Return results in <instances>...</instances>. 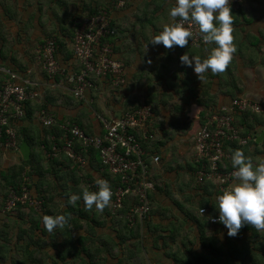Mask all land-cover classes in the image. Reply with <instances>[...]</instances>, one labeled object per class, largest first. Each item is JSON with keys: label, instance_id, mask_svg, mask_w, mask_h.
<instances>
[{"label": "crops", "instance_id": "obj_1", "mask_svg": "<svg viewBox=\"0 0 264 264\" xmlns=\"http://www.w3.org/2000/svg\"><path fill=\"white\" fill-rule=\"evenodd\" d=\"M82 2L83 6L92 9L106 3L107 0H82ZM174 2L175 0H127L128 7L125 10L112 11V18H114L118 32L115 58L125 64L128 77L127 87L114 90L109 83L100 82L99 90L89 91L86 99L79 104H76L77 101L74 103V101L59 99H57V104H50L59 122L76 121L88 132L91 131L93 135H101L103 132L98 115L108 120L119 119L125 112L121 110V101L127 102L125 106H129L134 95H139L141 100L153 95L155 103L151 105L152 111L156 116L159 112L164 117L163 120H156L155 123L158 140L163 143L153 147L152 142H149L147 151L149 157L146 161L155 184L152 203L155 211L152 221L148 223L149 225L141 226L139 237H129L128 234V238L123 243L117 237L115 230L119 228L118 224L108 222L104 233L109 235L111 240L114 239V243L110 242L107 237L99 238L96 243L102 244L105 241L111 245L108 252L101 254L105 259V264H117L119 261L124 263L127 261L126 264H264V229L257 232L253 226L243 224L235 236H228L227 229L222 223H211L209 218L218 216L215 209V197L222 190L215 181L208 183L206 181L198 185L196 178L189 173V164L195 160V150L191 157L184 156L186 154L185 145H187L185 143L189 136L193 139L195 133L205 122L203 117L206 118L208 114L230 104L235 98H244L241 95L243 88L236 79L239 70L236 53L233 54L224 72L212 74L207 71L199 80L193 74L191 66L180 63L179 57L187 52L190 58L191 55L199 57L203 54L206 58L211 49L215 47L214 44L200 49L191 46L189 41L184 47L174 45L171 48H165L162 44L150 43L149 40L159 34L164 26L174 23L173 18L168 15ZM151 15L154 16L152 17L154 23H151V17H149ZM232 15L238 21L244 20L241 13ZM148 19L150 22L145 23ZM34 27L35 32H30V34L36 36L40 33L45 38L47 37V34L42 32L43 28L40 27V31H36V25ZM235 27L238 28V25ZM234 31L233 27L232 36ZM69 62V67L73 70V58ZM248 65L249 62H247ZM27 73L34 81V71L29 66H27ZM2 79L3 77L0 76V82ZM34 82L39 84V91L43 81ZM112 96L115 101L112 100ZM116 100L120 102L117 103ZM103 101L111 107H105ZM262 101L264 103V100ZM95 103L101 107V111L98 109L100 113L90 110ZM262 109L263 112L260 114L250 112L261 120L264 117V107ZM29 111H33V123L27 120L23 126L29 127L31 134H34L31 127L35 124L37 112L33 102L29 106ZM242 116L243 114L235 116V125L252 140L247 146L239 143L238 145L255 164L264 160V137L254 144L257 137L264 133V127L255 124L252 129H247L243 126ZM173 133L177 134L176 137ZM77 147L79 146L75 147L76 150ZM227 149L231 152V149ZM151 155L159 156L160 162L154 164ZM58 167L59 170L65 169L62 166ZM56 169L57 167L52 171ZM88 171L96 177L95 171L91 169ZM77 174L84 179L80 171ZM50 179L54 182L53 177ZM59 198L56 195L55 200L59 201ZM190 200L197 203L202 201L206 207L196 206L191 209ZM175 201L180 204L176 205ZM182 203L186 206L184 207ZM39 204L41 206L42 202L40 201ZM208 205L213 206L214 209L211 210L213 215L207 219V215L200 214L199 210L209 209ZM182 209L192 213L199 220L189 218L184 214L185 211L182 212ZM48 254L55 255L51 251Z\"/></svg>", "mask_w": 264, "mask_h": 264}, {"label": "trees", "instance_id": "obj_2", "mask_svg": "<svg viewBox=\"0 0 264 264\" xmlns=\"http://www.w3.org/2000/svg\"><path fill=\"white\" fill-rule=\"evenodd\" d=\"M41 1L42 0H39L38 4ZM119 1L120 0H107V2L103 3L101 6L97 5L91 9L90 7L83 6L82 0H75L72 2L71 0H52L51 3L54 4L55 7L59 6V10L62 12L60 15L54 11L52 12L55 16V25H53L55 26L56 30H54V32H47L46 27L42 22H40L39 25L41 28H43L42 32L47 34L49 39H54L57 43L58 50L56 52V56L65 69L66 77H68L69 73L71 72L69 60L73 58V60L76 61L71 46H69L70 50H68V45L66 43V41H68L72 43V46L74 44V21L78 18H82L85 14H97L101 9L107 10L108 14L112 17V11L121 10L117 9L116 7ZM122 1L125 2L123 7L124 9L126 5L128 6V4L127 0ZM68 3L73 4L74 12H70L68 10ZM13 5L14 2L11 0H0V11H2V15H0L1 22L4 20L5 23L9 24L10 21L16 20L15 13H13V10L11 9V6ZM50 6L51 5H49V7ZM143 10L148 13V11L145 9ZM39 11H41V8H39ZM239 13L242 14L243 18H245L243 11L241 10L235 11L232 14L239 15ZM33 18L34 16L31 14L29 19H27V22L21 25V29L19 28V31H27L29 35L30 30L33 29L32 26H34L32 23ZM65 22L67 23V26H64ZM148 22H150L149 19L145 21V23ZM244 22H246V24L253 23L250 19H246V21H238V19L233 17L232 25L235 30L233 33V43L237 48L235 55L241 59L244 57L242 47L244 45L247 46L246 39L238 43L234 37L236 36V33L239 34L237 31L241 28L240 26ZM234 25H238V28H236ZM112 27L116 30V35L111 36L108 39H104L102 42H108L112 44L113 53L115 54L118 32L117 26L115 25L113 19ZM22 32L18 35H22ZM1 39L5 40V38ZM41 43L43 44L44 42ZM248 45L253 48L260 49L262 46L260 36H254L253 38H250ZM247 51L250 50L247 49ZM199 57L201 60L205 58L204 54L200 55ZM1 62L4 63L2 64L4 65L5 69H10L20 74H27V67L24 68L20 65H17L16 58L4 56L3 51L0 52V63ZM236 62L234 60L235 64ZM78 69L79 67H77L75 71ZM43 73L46 77H48L45 72ZM0 74V76L3 77L1 82L8 78V76L6 77L4 73L0 72ZM59 79V77H56L55 81L58 83L60 82ZM108 80L109 81L105 82L111 84V80ZM123 87H120L119 89H122ZM39 97L40 95L35 100L26 103V115L20 124L15 126L18 145L20 146L21 142L24 140L31 147L30 159L24 160L23 157H21L20 166L15 165L0 172V179L2 183L1 188L2 192H4L2 201H0L1 207H4L3 209L0 208V264H105V259H103L104 257H102L101 254L108 252V249L111 247V245L107 244L105 241H103L102 244H97L96 242L99 241V238L107 237L110 242L114 243V239L111 240L110 236L104 233L105 229L108 227L107 223L110 222L112 224H118L119 228L115 230L117 237L120 238L121 243L126 241L128 234L129 237H139L141 233V226L148 224L153 219V212L155 211V208H153L152 205L154 192L150 191L148 193L150 200V212L144 221H138L135 226H130V222L126 217L133 204L136 203V199L132 197H125L121 208H119L113 215L110 212V205L113 202L112 196L110 197L109 207L107 205L103 211L97 210L95 207L92 209H86L82 200H77L73 204L69 205L67 203V199L71 194H79L84 189L96 191L97 186L95 181L97 179L106 180L110 186V189H113L119 184V178L113 177L107 169L103 168L102 170L99 151L95 149H88L85 151L83 148L77 147L76 152L88 160L86 166L83 167H81L77 161L69 158L65 153H60V155L53 158H47V153L52 150V147L55 145V143L62 144L59 140V136H61L62 132L58 125L64 124L65 122H59L55 110L50 108V104L53 105L51 103V98L46 99L45 102L40 99L38 100ZM152 97L153 95H151V97L148 99L144 98L146 101L145 103L150 106L153 105L155 103V99L153 100ZM32 102L34 103L35 111L37 112L36 117H38L42 111L51 113L55 116L57 125H52L49 127L41 126V123L38 121V124L40 125L35 127L33 124L31 129L34 131V134H31L29 127L25 128L23 123L27 120L33 123V111H29V106ZM132 108L134 107L131 106L130 109ZM203 118L205 119V117ZM242 118L244 119L243 126L247 129H252L255 124L264 127V117L260 120L258 116L252 115L251 112L247 111L243 113ZM35 120L37 121V118ZM72 122L81 127L87 135H93L91 131L88 132L87 129L78 122ZM151 126H147L149 131L152 134H157V127L155 124ZM137 137L139 138V135H137ZM150 142H152L151 145L153 147L163 143L162 141L159 142L158 134L156 139ZM148 143L145 144V149L147 151L149 149ZM256 143L257 142L254 144ZM224 148L228 154H230L229 159L225 160L224 162L226 170H233L231 165V155L236 149L242 150V147L235 142H226ZM227 148L231 149V152H229ZM198 165L199 164L196 163L195 160L193 163L189 164V173L193 178H196L195 173L198 169ZM58 166H62L65 169L59 170ZM53 167H57L56 171H52V169L54 170ZM89 169H91V171H95V174H97L96 177L89 173ZM78 171L82 173L84 179L81 175L77 174ZM50 177H53L54 182L51 181ZM70 182L72 183L69 184ZM208 182L209 181L206 183ZM24 188L31 192L32 201L34 200L42 202L40 206L41 209L39 211L35 209L34 205H31L27 201L25 203L17 202L16 206L11 209H8L6 206H4L6 199L7 201L9 200V198H7L9 193L12 192L20 196ZM56 195L60 197L59 199H61V201L63 199V204H54ZM175 204L179 205L180 203L175 201ZM182 204L184 207L186 206L185 203ZM189 204L191 209H194L196 206L206 207V204L202 201L197 203L191 202L190 200ZM207 207H209V205ZM190 208L188 207V211H190ZM202 209H205L206 212L204 215H207V219L213 215V212L211 211L214 209L213 206L209 207V209ZM184 211L182 209V212ZM184 214L189 218L191 217L194 220H199L190 212L188 213L185 211ZM43 215H63L66 217L67 223L62 227L54 228L50 233L45 230L42 224L41 217ZM117 217L121 218L119 220H115ZM211 218L213 217H210L209 219ZM51 250L55 255L48 254ZM126 262L124 263L119 261L117 264H126Z\"/></svg>", "mask_w": 264, "mask_h": 264}, {"label": "built area", "instance_id": "obj_3", "mask_svg": "<svg viewBox=\"0 0 264 264\" xmlns=\"http://www.w3.org/2000/svg\"><path fill=\"white\" fill-rule=\"evenodd\" d=\"M243 1L230 0V11H237ZM124 5L125 2L120 0L116 7L122 8ZM186 26L193 32V36L189 39L191 46L197 48L209 45L202 42L197 25ZM74 27L72 50L79 69L71 70L66 77L65 69L56 56L57 43L54 39H50L38 51L39 63L49 80L55 81L56 77L66 80L71 86L73 97L79 101L85 100L89 91L98 90V84L109 81L108 79L111 80L110 85L114 90L125 86L128 78L124 63L115 58L112 44L102 42L116 35L107 10L101 9L94 15H83L82 18L74 21ZM1 72L8 78L0 83V158L7 152H18L15 126L20 124L26 115V103L40 95L39 84L32 81L28 73L20 74L10 69H3ZM193 73L198 75L194 71ZM248 110L255 113L262 112L260 105L252 100L235 98L230 104L222 106L209 115L195 133L194 158L199 164L195 177L199 185L206 181H215L221 190H225L235 179L232 175L234 169L225 170L223 167L225 160L230 157L224 145L226 142L247 145L252 140L250 136H242L240 128L235 125V116ZM153 117L151 106L142 99L139 107L125 110L119 119L108 120L98 115L103 130L101 135H87L72 121L60 124L58 127L62 134L59 140L62 144L55 143L47 156L53 158L65 153L83 167L88 160L77 153L75 147L79 146L85 151L98 150L102 170L107 169L113 177L119 178V184L111 189L114 210L121 208L125 197L136 199V203L126 216L130 226H135L138 221H144L150 212L148 193L155 190L149 164L146 161L148 153L145 149V144L154 141L157 137V134H152L148 129ZM37 119L42 126L57 125L55 116L45 111H42ZM151 160L154 164H158L160 157L151 155ZM26 201L31 205L36 202L32 201L31 192L24 188L20 196L15 193L10 195L7 208H14L17 202ZM205 212V209H202V212L201 209L199 210L200 214ZM215 218H211L210 222L219 223Z\"/></svg>", "mask_w": 264, "mask_h": 264}, {"label": "clouds", "instance_id": "obj_4", "mask_svg": "<svg viewBox=\"0 0 264 264\" xmlns=\"http://www.w3.org/2000/svg\"><path fill=\"white\" fill-rule=\"evenodd\" d=\"M231 12L235 11H230V0H175L168 15L173 20L178 18L177 22L164 26L149 42L153 45L162 44L165 48H171L174 45L184 47L193 36L190 27L186 25L195 24L198 26L202 42L205 45L214 44L215 47L203 60L195 55H191L190 58L185 52L179 57L180 63L191 66L192 71L198 75L193 74L198 76L199 80L207 71L212 74L222 73L236 52L232 36L233 15ZM211 114H208L206 118ZM241 134L244 137L249 136L242 131ZM235 143L238 144V142ZM231 165L235 179L225 190L216 195L215 209L218 216L215 219L225 226L228 236H235L243 224H249L259 232L264 229V160L254 164L242 150L236 149L231 155ZM223 167L225 168V163ZM95 184L96 191L84 189L79 194L73 193L68 197L67 203L71 205L77 200H82L86 209L95 207L103 211L110 202L112 192L106 180L97 179ZM41 220L45 230L50 233L54 228L62 227L67 223L63 215H43Z\"/></svg>", "mask_w": 264, "mask_h": 264}, {"label": "rangeland", "instance_id": "obj_5", "mask_svg": "<svg viewBox=\"0 0 264 264\" xmlns=\"http://www.w3.org/2000/svg\"><path fill=\"white\" fill-rule=\"evenodd\" d=\"M11 1L14 2V0ZM38 1L39 0H15L14 5L11 6V9L13 10L12 12L15 13L16 20L10 21L9 24L5 23L4 20L2 22L0 21V52L3 51L4 56L16 58L17 65H20L24 68L27 66L32 68V70L34 71V81L39 83L41 82V80L43 81L41 87L39 88L40 97L38 98V100L40 99L42 101H45L46 99L51 98V103L53 105L57 104V99L68 102L74 101V103L75 101H77L76 104H79L81 103V101L76 100V98L73 97L70 90L71 86H69L66 80L59 79L60 82L57 83L54 80H48V77H46L43 73L45 71L39 63L38 51L46 41L50 40L49 37L45 38V36L41 35L40 33L36 36L30 34V32H35L34 29L30 30L29 35L27 31H19L21 29V25L27 22V19H29V16L31 14H33L34 16V18L32 19V23L34 24V26L36 25V31H39L40 22L45 25L47 32H54V30H56L54 26L55 16L52 12L54 11L59 15L62 14V12L59 10V6L55 7V5L51 3L52 0H42L39 4ZM72 1L75 0H71V2ZM49 5H51L50 7L53 8L51 9ZM127 7L128 6L126 5L124 9H121V11L125 10ZM39 8H41V11H39ZM67 8L70 12H74V6L72 3H68ZM238 10L243 11V14L245 16L244 21H246V19H250L253 23L246 24V22H244L241 25V28L237 31L239 34L236 33V36L234 37L238 43L244 39H246L247 43V46L244 45L242 47L244 57L241 59L236 56V58L238 59L236 61L239 65L236 79L238 84L243 88V93L241 94L242 97L252 100L254 103H257L261 107H264V103L262 101L264 100V0H244L243 3L238 6ZM0 15H2V11H0ZM149 17H151V23H154L152 19V17L154 16L151 15ZM112 19L114 20V18ZM176 20H174V22ZM34 26H32V28H35ZM64 26H67L66 22ZM21 32L22 35H18ZM254 36H260L262 42V46L260 47V49H256L253 47L248 48V42L250 41V38H253ZM1 38H5V40H2ZM41 42L44 43L42 44ZM66 43L72 48L71 42L66 41ZM247 49H249L250 51H247ZM247 62H249L248 66L246 64ZM1 63L0 70L2 71L5 68ZM72 65H74V71L77 69V67H79L78 63L75 60H73ZM36 78H40L41 80H38ZM170 82L173 83V81H169V83ZM127 85L125 87H127ZM112 98V100L115 101L114 96H112ZM116 102L118 103L120 101L116 100ZM103 103L105 107H111V105H106V101H103ZM125 103L127 102L121 101V110L130 109L131 106L139 107L141 105V97L139 95H134L133 101L129 103V106H125ZM98 109L100 111L102 110L101 107H99V105L96 103L90 107L91 111L95 110L97 112ZM97 113L100 112L98 111ZM163 119L164 117L161 116L158 112L157 116L154 114L151 125H154L156 123V120L158 121ZM38 123V121H35L34 126L37 127V125H40ZM173 134L175 135V133ZM185 144L187 145H185L186 154H184V156L191 157V155L194 154V143L192 136H189ZM21 157V152L18 153L16 151L7 152L5 155H2L0 158V172L15 165L20 166ZM1 185L2 183L0 179V201H2V198L4 196ZM10 194H12V192L9 193L7 198H9ZM5 202L6 203H4V206H9V204L7 203V199ZM39 202H34V207H37L38 211L41 209ZM60 203L63 204V199L62 201L61 199H59V201L54 199V204L58 205ZM0 208L3 209L4 207H1L0 204ZM110 212L112 215L116 212V210H114L113 203L110 205ZM120 218L117 217V219L115 220H119ZM51 252L53 251L51 250Z\"/></svg>", "mask_w": 264, "mask_h": 264}, {"label": "water", "instance_id": "obj_6", "mask_svg": "<svg viewBox=\"0 0 264 264\" xmlns=\"http://www.w3.org/2000/svg\"><path fill=\"white\" fill-rule=\"evenodd\" d=\"M264 137V133H262L259 137H257L256 142H260V140ZM20 152L24 160L30 159V146L26 141H22L20 145Z\"/></svg>", "mask_w": 264, "mask_h": 264}]
</instances>
